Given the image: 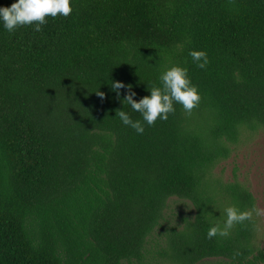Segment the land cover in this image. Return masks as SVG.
I'll return each instance as SVG.
<instances>
[{
  "label": "trees",
  "instance_id": "trees-1",
  "mask_svg": "<svg viewBox=\"0 0 264 264\" xmlns=\"http://www.w3.org/2000/svg\"><path fill=\"white\" fill-rule=\"evenodd\" d=\"M71 6L40 32L0 25V264H264L252 193L213 176L264 132V0ZM191 50L207 53L205 69ZM172 66L188 70L199 105H174L143 134L124 126L117 111L142 117L111 81L138 102ZM174 197L194 212L166 227ZM232 206L251 218L208 239Z\"/></svg>",
  "mask_w": 264,
  "mask_h": 264
},
{
  "label": "clouds",
  "instance_id": "clouds-1",
  "mask_svg": "<svg viewBox=\"0 0 264 264\" xmlns=\"http://www.w3.org/2000/svg\"><path fill=\"white\" fill-rule=\"evenodd\" d=\"M73 11L71 0H16L10 7H0V25L4 30L13 33L16 29L31 26L33 31L40 32L42 25L47 24V18L62 16L67 18ZM188 55L192 62L200 69H205L209 63L207 53L203 50H191ZM162 87H152L148 91L150 95L141 98L138 102L136 93L131 85L111 81V90L117 99L121 98V90H125L122 104L126 103L134 112L142 117L141 120H133L124 110L116 112L124 126L132 128L137 134H143L144 124L153 126L159 120H167L170 113L175 112L174 105L179 104L190 113L200 103L201 96L198 88L192 84L188 76V70L180 66H172L165 70L159 77ZM97 96L104 98V93L97 92ZM226 219L221 225L210 226L207 230V238L227 236L228 230L238 223H243L251 218L252 213L240 211L232 206L225 209Z\"/></svg>",
  "mask_w": 264,
  "mask_h": 264
},
{
  "label": "rangeland",
  "instance_id": "rangeland-1",
  "mask_svg": "<svg viewBox=\"0 0 264 264\" xmlns=\"http://www.w3.org/2000/svg\"><path fill=\"white\" fill-rule=\"evenodd\" d=\"M215 179L223 183L237 181L247 187L255 199L254 217L258 224V242L264 246V132H256L243 136L233 146L228 159L219 163L213 170ZM194 208L189 201L172 198L166 210V227L177 225L193 215ZM161 231V230H159ZM163 232H159L161 235ZM160 235L157 239H160ZM158 258L156 246L148 255Z\"/></svg>",
  "mask_w": 264,
  "mask_h": 264
}]
</instances>
